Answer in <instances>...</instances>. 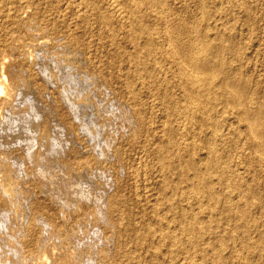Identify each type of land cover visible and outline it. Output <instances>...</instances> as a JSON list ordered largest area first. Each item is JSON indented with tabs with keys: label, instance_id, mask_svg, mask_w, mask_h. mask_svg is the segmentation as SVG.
Returning <instances> with one entry per match:
<instances>
[{
	"label": "rangeland",
	"instance_id": "rangeland-1",
	"mask_svg": "<svg viewBox=\"0 0 264 264\" xmlns=\"http://www.w3.org/2000/svg\"><path fill=\"white\" fill-rule=\"evenodd\" d=\"M25 1L16 4L17 8L24 7L28 11L24 20L29 24L32 21L44 26L49 34L54 33L61 39L63 37L65 47L71 48V52L75 50L74 53L78 51L77 55L69 54L70 61L74 59L71 63L80 65L82 70L87 67L83 73L94 79V87L89 92L90 105L95 107L96 114L102 116L100 119L107 127V138L113 141L111 154L114 157L109 155L107 148H104L106 156H109L106 160H99L83 152L82 137L85 135L74 125V118L61 98L53 94L51 89L46 90L45 94L40 88L37 90L39 95L35 103H40L42 107L35 104L36 112L42 122L37 120L36 125H41L39 134L46 136V142L41 141L37 146L34 162L25 160L22 164H9L12 169L9 193L20 216V224L30 212L27 234L21 235L22 243L27 247L25 255H40L39 241L46 239L47 234H53L56 236L47 243L50 246L46 244L47 247L53 250L61 246L75 256L80 254L78 262L85 255L91 256L96 251L93 264H264V148L256 152L249 146L245 125H240L232 114L234 106L218 102L211 114L219 122V137L226 132L224 142L217 143L215 147L222 168L212 172L218 198L209 201L201 197L203 205L200 209L193 198L190 203H184L180 191L190 188L180 173L192 175L191 171L183 168L191 156L189 143L194 141L192 153L196 159L204 158L209 152L206 141L210 133H213L208 126L200 128L198 122L202 120L201 115H197L195 120L189 118L185 122L186 129L175 134L178 151L170 156L176 162L169 165V162L162 161L163 166L153 151L152 143L162 141V99L167 93L163 90L167 84L164 83L161 90L152 93L141 87L140 99L146 105L149 133L136 136V139L125 117L118 109L108 105L105 94H101L104 91L102 88L107 87L121 101L129 105L135 102L133 95L125 88V59L118 58L116 45L93 21L82 22L80 12L74 6L75 0ZM161 2L157 16L164 24L196 22L201 26L199 31L205 32L206 29L209 41L215 42L214 39L223 31L230 42H236L237 47L227 46L224 57L233 69L239 71V76L247 81V94L253 93L256 96L246 105L257 107L264 97V0ZM148 12L154 11L150 9ZM54 23L59 26L53 30ZM159 61L162 63L161 81L170 82L168 97L178 99L183 94L180 80L168 69L167 61L161 58ZM98 105L102 108L99 109ZM181 119L173 120V126L177 128L184 124ZM92 144H96V141ZM26 152L19 149L22 158ZM18 173L19 176L14 175ZM97 196L102 200L99 201ZM66 201L73 204L63 205L62 202ZM104 201L109 225L102 219ZM153 204L157 205L156 210L152 208ZM184 211L187 215L198 213L196 215L202 221L198 225L202 237L194 244H190L184 236L175 243L161 239V234L167 231L184 235L181 233V214ZM43 219L51 225L47 234L40 222ZM18 228H21L19 224ZM208 240L211 245L207 243ZM153 245L158 246V256L152 254ZM5 257L12 258L11 254Z\"/></svg>",
	"mask_w": 264,
	"mask_h": 264
},
{
	"label": "bare ground",
	"instance_id": "bare-ground-1",
	"mask_svg": "<svg viewBox=\"0 0 264 264\" xmlns=\"http://www.w3.org/2000/svg\"><path fill=\"white\" fill-rule=\"evenodd\" d=\"M18 1L22 4L25 0H0V6H3L0 8V264H93L96 258L94 249L91 256L85 255L82 257L81 262H78L77 259L81 258L78 254L80 250H77L78 255L75 256L72 254L73 252L68 251L69 249H62L61 246H56L57 248H52L53 250L47 247V245L50 246L47 243H50L56 235L47 234L51 225L46 219L40 220L47 234L46 239L39 241L41 254L38 256L25 255L27 247H24L21 235L23 233L27 234L25 232H27V219L30 212L28 211L25 221L20 224V216L9 193L11 190L9 182L12 175L9 164L13 162L18 165L25 160L31 163L34 162L37 146L46 137L39 134L41 130H39V126L41 127V125L39 124L38 127L36 125L37 120L41 121L35 105L38 104L35 103L39 95L37 90L40 88V91L45 94L46 90L51 89L53 94H58L61 98L74 118V125H77L85 135L82 134L84 136L82 137L83 145L81 146L83 152L96 156L99 160L102 158L106 160V157L109 156H106L107 153H105L104 148H107L109 155L113 157L111 154L113 141L107 138L108 131L106 125L101 123L102 116L96 114L95 111L97 110L90 105L89 92L94 87V79L83 73V70L87 67L84 66L85 69L82 70L80 65L77 66L71 63L78 51L74 53L75 50L73 49L74 52H71V48L65 47L66 43L63 37L61 39V37H56L54 33L49 34V30L44 26L32 21L29 24L28 21L24 20L28 11L24 7L17 8ZM161 4V0H75L74 2V6L80 12L82 22L93 21L92 23L107 34L108 38L116 45L119 51L117 52L118 58L125 59L127 71L124 75V84L125 88L133 95L135 102L129 105L121 101L107 87L102 88L104 91L101 94H105L104 97H106L108 105L118 109L121 115L125 117L135 137L141 136L143 133H149L146 105L141 102L142 98L140 99L141 87L152 93L161 90L160 87L166 83L167 85L163 90H166L167 93L170 92V82L161 81L160 73L162 70L160 66L162 63L159 59L167 61L168 69L175 73V78H179L183 94L178 99L168 97V94H165V98L162 99L164 106L162 141L158 144L152 143L154 145L153 151L158 155L161 164L169 162V165H171L176 162V159L170 156L178 147L175 134L186 129L185 122L189 118L195 120L197 115H201L202 120H198L200 128L208 126L213 131L206 141L209 152L204 158H198L197 160L193 155L194 152L192 153V149L195 147L193 146L194 141L189 143V147L191 145L189 148L191 156L183 165V168L191 171L192 175L185 172L180 173V177L185 180L184 182L190 188L188 190L181 189L180 191L185 199L184 203L185 201L190 203L194 199L195 204L200 209L203 205L201 197L207 198L209 201L218 198V193L214 190L215 183L212 172L218 169L220 171L222 168L215 147L217 143L224 142L223 136L226 132L219 137V122L215 120L214 116L211 117L216 103L222 102L226 106H234V109H231L233 116L240 125H245L249 146L258 152L261 148H264V97L259 101L257 107L246 105L250 100L253 101L256 96L253 93L247 94V81L239 76V71L233 69L224 57L228 49L227 46L237 47L236 42H230L225 33H222L223 31L214 39L215 42L209 41L206 29H203L205 32L199 31L201 26L196 22L173 24L165 22L164 24L159 19V15L157 16ZM150 9L154 12H148ZM58 26V23H54L53 30L57 29ZM161 38L164 40H158ZM71 53L76 55L70 61L71 58L69 59L68 56ZM81 66L83 65L81 64ZM102 101L105 103V100L102 99ZM181 102L182 105L179 107L178 105ZM99 107V109L102 108L101 105ZM40 110L38 109V111ZM175 117L176 119L182 118L184 124L179 125L177 128L174 127ZM57 125L62 126L60 123ZM71 133L74 134L72 130ZM190 139L192 138L190 137ZM94 141H96V144L91 145ZM19 149L27 151L23 158L19 153ZM180 167L182 168V166ZM14 175L19 176V173ZM100 199L102 200V198H99V201ZM62 204L69 206L73 202L66 201ZM106 207V201H104L101 211L103 214L102 219L107 222L106 225H109L110 220L106 215ZM152 208L156 210L157 205L153 204ZM185 211L181 214L183 221V232L181 231V233H184V235L167 231L161 234V239L164 238V240H171L175 243L184 236L187 237L190 244H194L202 237L200 228H198V225L201 224V220L196 215L198 213L187 215ZM18 224L21 228H18ZM207 243L211 245V241L208 240ZM82 244L84 245V243ZM152 250L153 256H158V246L153 245ZM7 254H11L12 258L6 259Z\"/></svg>",
	"mask_w": 264,
	"mask_h": 264
}]
</instances>
